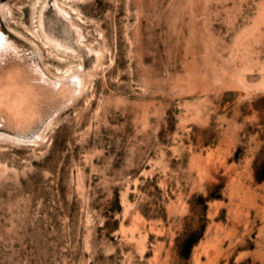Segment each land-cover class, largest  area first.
<instances>
[{"label":"rangeland","instance_id":"1","mask_svg":"<svg viewBox=\"0 0 264 264\" xmlns=\"http://www.w3.org/2000/svg\"><path fill=\"white\" fill-rule=\"evenodd\" d=\"M0 264H264V0H0Z\"/></svg>","mask_w":264,"mask_h":264}]
</instances>
